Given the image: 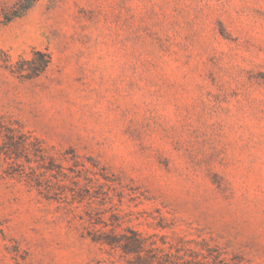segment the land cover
I'll use <instances>...</instances> for the list:
<instances>
[{
	"label": "rangeland",
	"instance_id": "obj_1",
	"mask_svg": "<svg viewBox=\"0 0 264 264\" xmlns=\"http://www.w3.org/2000/svg\"><path fill=\"white\" fill-rule=\"evenodd\" d=\"M0 264H264V0H0Z\"/></svg>",
	"mask_w": 264,
	"mask_h": 264
}]
</instances>
